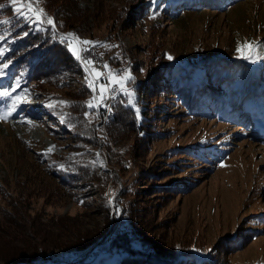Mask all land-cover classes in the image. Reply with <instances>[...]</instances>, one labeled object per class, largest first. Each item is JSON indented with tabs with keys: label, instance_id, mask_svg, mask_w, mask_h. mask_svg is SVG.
<instances>
[{
	"label": "rangeland",
	"instance_id": "obj_1",
	"mask_svg": "<svg viewBox=\"0 0 264 264\" xmlns=\"http://www.w3.org/2000/svg\"><path fill=\"white\" fill-rule=\"evenodd\" d=\"M184 1L40 0L53 28L30 22L10 0H0V91L11 93L0 97V113L21 98L0 121V230L2 212L20 208L18 215L28 220L17 216L23 227L34 218L53 222L48 234L62 241L103 231L87 251H97L89 259L60 262L114 264L107 247L128 224V210L134 232L175 260L183 254L194 264H264V58L251 62L236 52L238 42L255 41L264 54V0L194 9L180 7ZM48 27L58 34L55 41L74 33L109 45L86 57L102 71L105 63L117 73L128 69L134 96L117 91L88 108L97 93L88 88L80 62L81 69L64 67L54 41L47 43L56 49L54 72L29 84L18 56L31 36ZM169 68L184 75L185 91L191 82L184 103L159 86L160 71ZM142 83L148 90L137 103ZM219 84L232 93L229 101ZM119 102L136 113L147 110L145 132L129 124L125 110H117L120 121L111 120ZM71 168L83 172L76 186L61 179ZM63 217L69 229L57 226Z\"/></svg>",
	"mask_w": 264,
	"mask_h": 264
},
{
	"label": "trees",
	"instance_id": "obj_2",
	"mask_svg": "<svg viewBox=\"0 0 264 264\" xmlns=\"http://www.w3.org/2000/svg\"><path fill=\"white\" fill-rule=\"evenodd\" d=\"M226 1L227 0H211V2L207 0H185L183 5L180 7L184 9H194L201 4H203L204 7L205 5H208L209 7L214 5V2L223 5ZM228 1L231 2V0ZM51 30L54 29L52 27H48L43 31L40 30L38 34L33 38L32 36H29L31 39V41L28 40L29 47L23 49V56H18L19 58L17 60V63L20 64L21 62H24V72L28 71V73H24V77L26 80H28L29 84L33 80L37 79L35 78L36 75H39V78H44L48 75L49 72H54V69L52 68V62L54 58L53 53L56 49L53 52L52 46L47 45L48 42L54 41L53 45H55L56 42V46L54 47L58 49V59L59 57H61L60 61L64 64V67H69V65L71 64L72 66L78 65L80 67L79 62L69 51L67 47V41L62 42V39L59 41H55L54 38H56L58 34L55 33L54 30V33H52L51 35ZM49 38L52 40H50ZM25 54L27 55L25 56ZM13 55H19V51L17 50ZM28 59H31L32 67L28 65ZM219 65H223L225 69H229V64L227 63H217L215 67L219 68ZM215 67H213V64L209 66V70L211 72H209L210 74H215V72L217 71ZM16 68L19 67L16 65ZM18 70L20 71V69ZM20 72L21 74H23L22 71ZM176 73L177 72L172 68L161 70L158 77L159 86L160 88L169 90V93L173 98H175V96L180 97L179 101L184 103L183 101L185 98H182L183 94H190L193 89L191 86V82L189 81V85L188 83L186 84L188 87H190V90L189 92L185 91L187 87L186 85H183L185 84L183 77L184 75H177ZM243 81H245L244 77ZM229 86L230 85H227V88H229ZM137 90V103H140L139 100L145 97L144 94L147 93L148 89L145 87V83H142L139 85ZM218 90L223 92L224 95L227 94L226 96H228V101L230 100V98H232V93L230 95L228 90L220 89V84L218 85ZM234 92L235 91H233V93ZM215 97L216 96H213L212 100H215ZM124 100H126V97ZM222 103L223 102H218V105L221 106L223 105ZM226 103L227 102L225 101L224 105ZM121 105V102L115 103L114 110L116 111L114 117L111 118V120L113 122L120 121V117L122 115L121 113L118 115L117 110H125L132 116V121H130L129 124L133 123L137 127H139V130L145 132L144 127L147 125L145 121L149 117L147 110L141 109L140 113H136L135 109H133L132 107H123ZM226 106L228 105L226 104ZM76 170L77 169L71 168L67 171V173L63 175L61 179L65 185L67 184L76 186L77 184H80L81 181H83V172L80 173ZM13 206L16 207V205ZM20 210V208H16V211H14L15 215L7 211L2 212V224L3 228L5 229L0 230V264H63L60 262L62 258H81L82 256L87 255V258L89 259L95 252H97L95 251V248L92 250V252L87 251H89L94 246V241L98 237H102L104 235L103 231L89 232L84 235L76 234L74 239L69 241H62L61 239H57V237L59 236L57 235V233L51 232L50 234H48L51 231V228H54L53 226H55L54 224H52L53 222L45 223L39 221V219L34 218L32 220L29 219L31 221L30 228L28 224H24L25 226L23 227L19 220L24 219L25 222L28 220L25 219L26 217L22 213H19L18 215V212H20ZM124 214L125 215L123 216L126 217L128 226L126 225L123 228V232L119 233L112 241H110L107 247L110 254L114 255L115 257L114 264H194L192 259L187 258V255L182 254L179 258H177V260H175L174 257L166 254V251H163L161 248L157 249L155 244L148 240L147 237H142L143 233H140L138 231L139 234H137L134 232L137 229L135 228L136 221L133 220L135 219L134 216L130 214L128 210ZM17 216H19L20 219H18ZM65 218L66 217H63L61 220H57V226H59L61 229L70 228V225H68V223L64 221L67 220V218ZM30 229L34 230L35 235L32 232V236L34 237L30 236ZM38 240H44L45 245L38 242ZM4 241H8V243H5ZM15 242H20L21 245L20 243L16 244ZM46 242L48 243V245H46ZM88 259L85 261L83 260L78 264H98L96 261H88Z\"/></svg>",
	"mask_w": 264,
	"mask_h": 264
},
{
	"label": "snow or ice",
	"instance_id": "obj_3",
	"mask_svg": "<svg viewBox=\"0 0 264 264\" xmlns=\"http://www.w3.org/2000/svg\"><path fill=\"white\" fill-rule=\"evenodd\" d=\"M10 3L14 7V11L17 15L28 19L30 22L38 24L46 23L51 25L53 28L55 27L54 19L49 16L42 7H40V0H10ZM3 7L4 5L0 4V8ZM8 22L9 21H3L2 23ZM2 39H4V37L0 36V40ZM64 41H67L69 51L83 66V70L86 73L88 88L92 89L93 93H97V95L93 96V100L87 103L88 108H98L105 102L106 98H113V94L117 91L130 98L134 96V92L127 87L129 82H134V77L128 69L117 73L105 63L103 65V69H107L105 72L96 66V63L92 58L84 55V53H91L98 45L101 47H110L109 45L100 44V42L97 41L81 39L74 33H67L65 37H62V42ZM261 47L262 46L257 44L255 41H244L243 43L238 42L236 52L239 54L241 59L255 62L257 58H264V54L259 51ZM0 55H2V53H0ZM168 59L171 60L172 57L169 56ZM4 67H7V65L5 64ZM10 95V92L0 91V97H8ZM20 100V97H16L11 108L0 113V121L8 119V117L12 115L17 108V103ZM59 103L67 105L69 102L60 101ZM129 103H132L131 99L129 100ZM52 106L53 105L51 104L49 105V107ZM132 106L135 107L134 104ZM53 150L54 146L49 148L47 151L51 152Z\"/></svg>",
	"mask_w": 264,
	"mask_h": 264
},
{
	"label": "built area",
	"instance_id": "obj_4",
	"mask_svg": "<svg viewBox=\"0 0 264 264\" xmlns=\"http://www.w3.org/2000/svg\"><path fill=\"white\" fill-rule=\"evenodd\" d=\"M90 53H84L85 56H89ZM105 70V69H104ZM103 70V71H104ZM109 103H112V99L108 101Z\"/></svg>",
	"mask_w": 264,
	"mask_h": 264
}]
</instances>
